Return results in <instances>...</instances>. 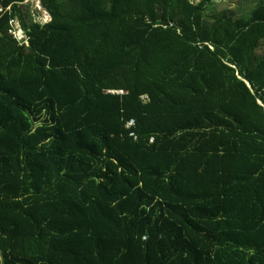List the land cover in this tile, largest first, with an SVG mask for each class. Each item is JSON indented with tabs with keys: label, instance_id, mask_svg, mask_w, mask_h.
<instances>
[{
	"label": "trees",
	"instance_id": "obj_1",
	"mask_svg": "<svg viewBox=\"0 0 264 264\" xmlns=\"http://www.w3.org/2000/svg\"><path fill=\"white\" fill-rule=\"evenodd\" d=\"M253 1L0 0V264H264Z\"/></svg>",
	"mask_w": 264,
	"mask_h": 264
},
{
	"label": "rangeland",
	"instance_id": "obj_2",
	"mask_svg": "<svg viewBox=\"0 0 264 264\" xmlns=\"http://www.w3.org/2000/svg\"><path fill=\"white\" fill-rule=\"evenodd\" d=\"M230 4H232V6H233V4H234V2H236V1H240V3L242 4V3H246V2H250V1H252V0H227ZM264 2V0H254L253 2H252V4L253 5H255V6H257V5H259V4H261V3H263ZM249 12H247L246 14H248ZM40 15H41V17H40V19H39V21H42V19L47 15L44 11H43V9L42 10H40ZM246 16V15H245ZM46 21H48V19L46 20Z\"/></svg>",
	"mask_w": 264,
	"mask_h": 264
},
{
	"label": "built area",
	"instance_id": "obj_3",
	"mask_svg": "<svg viewBox=\"0 0 264 264\" xmlns=\"http://www.w3.org/2000/svg\"><path fill=\"white\" fill-rule=\"evenodd\" d=\"M31 1L36 3V2H38L39 0H31ZM19 38H20V34L17 35V39H18V40H19Z\"/></svg>",
	"mask_w": 264,
	"mask_h": 264
},
{
	"label": "clouds",
	"instance_id": "obj_4",
	"mask_svg": "<svg viewBox=\"0 0 264 264\" xmlns=\"http://www.w3.org/2000/svg\"><path fill=\"white\" fill-rule=\"evenodd\" d=\"M0 257H1V254H0ZM1 260V259H0Z\"/></svg>",
	"mask_w": 264,
	"mask_h": 264
},
{
	"label": "crops",
	"instance_id": "obj_5",
	"mask_svg": "<svg viewBox=\"0 0 264 264\" xmlns=\"http://www.w3.org/2000/svg\"><path fill=\"white\" fill-rule=\"evenodd\" d=\"M0 259H1V257H0Z\"/></svg>",
	"mask_w": 264,
	"mask_h": 264
}]
</instances>
